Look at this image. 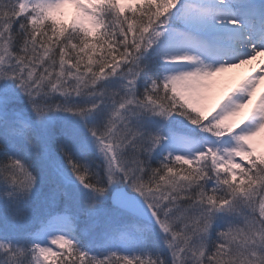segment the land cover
Returning a JSON list of instances; mask_svg holds the SVG:
<instances>
[{
	"label": "snow or ice",
	"instance_id": "6c2138e0",
	"mask_svg": "<svg viewBox=\"0 0 264 264\" xmlns=\"http://www.w3.org/2000/svg\"><path fill=\"white\" fill-rule=\"evenodd\" d=\"M261 81L264 0H0V264H264Z\"/></svg>",
	"mask_w": 264,
	"mask_h": 264
},
{
	"label": "bare ground",
	"instance_id": "6f19581e",
	"mask_svg": "<svg viewBox=\"0 0 264 264\" xmlns=\"http://www.w3.org/2000/svg\"><path fill=\"white\" fill-rule=\"evenodd\" d=\"M256 66L257 62H253L251 65H244L237 69H231L228 72L222 74L219 78L222 81V86L214 90L211 99L208 102V107L210 108L212 105H214L233 84H235L241 78L247 76ZM261 93H264V81H261V83L258 85L256 93L254 94V99L257 98ZM247 111L248 109L245 108L237 117H234L233 119L239 120Z\"/></svg>",
	"mask_w": 264,
	"mask_h": 264
},
{
	"label": "rangeland",
	"instance_id": "374dc122",
	"mask_svg": "<svg viewBox=\"0 0 264 264\" xmlns=\"http://www.w3.org/2000/svg\"><path fill=\"white\" fill-rule=\"evenodd\" d=\"M65 20H67V17H65Z\"/></svg>",
	"mask_w": 264,
	"mask_h": 264
}]
</instances>
